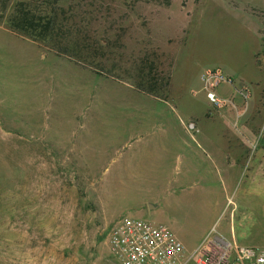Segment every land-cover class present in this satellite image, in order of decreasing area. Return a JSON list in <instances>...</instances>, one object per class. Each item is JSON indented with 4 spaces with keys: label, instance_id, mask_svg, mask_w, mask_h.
<instances>
[{
    "label": "rangeland",
    "instance_id": "374dc122",
    "mask_svg": "<svg viewBox=\"0 0 264 264\" xmlns=\"http://www.w3.org/2000/svg\"><path fill=\"white\" fill-rule=\"evenodd\" d=\"M28 1L61 39L10 28ZM124 215L187 256L213 228L264 245V0H0V264H119L105 232Z\"/></svg>",
    "mask_w": 264,
    "mask_h": 264
},
{
    "label": "built area",
    "instance_id": "2783aa9c",
    "mask_svg": "<svg viewBox=\"0 0 264 264\" xmlns=\"http://www.w3.org/2000/svg\"><path fill=\"white\" fill-rule=\"evenodd\" d=\"M203 90L218 108L227 105L216 87L231 81L220 67L202 74ZM229 80V81H228ZM190 128L196 125L192 122ZM106 244L119 264H264V245L250 246L212 229L187 256L186 246L166 224L124 215L106 229Z\"/></svg>",
    "mask_w": 264,
    "mask_h": 264
},
{
    "label": "trees",
    "instance_id": "16d2710c",
    "mask_svg": "<svg viewBox=\"0 0 264 264\" xmlns=\"http://www.w3.org/2000/svg\"><path fill=\"white\" fill-rule=\"evenodd\" d=\"M42 10L35 8L33 10L32 2L28 1L18 6L9 19V26L19 35L30 37L34 40L55 42L61 39V31L63 30L53 16H36ZM36 14V15H35ZM45 15V14H41ZM87 50L83 44H76L72 47L58 48V53L70 57H76L78 60L83 58ZM150 75V76H149ZM166 83H161L157 78L146 72L143 68L140 73V80L137 88L139 91L150 93L157 97H163Z\"/></svg>",
    "mask_w": 264,
    "mask_h": 264
},
{
    "label": "crops",
    "instance_id": "0c3cea01",
    "mask_svg": "<svg viewBox=\"0 0 264 264\" xmlns=\"http://www.w3.org/2000/svg\"><path fill=\"white\" fill-rule=\"evenodd\" d=\"M205 236H206V235H205ZM204 238H205V237H204ZM204 238H203V239H204ZM203 239H202V240H203Z\"/></svg>",
    "mask_w": 264,
    "mask_h": 264
}]
</instances>
